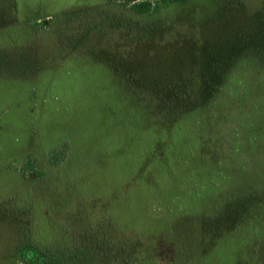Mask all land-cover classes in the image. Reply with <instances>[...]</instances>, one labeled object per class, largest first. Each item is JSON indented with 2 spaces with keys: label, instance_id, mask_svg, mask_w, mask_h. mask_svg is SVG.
Returning <instances> with one entry per match:
<instances>
[{
  "label": "rangeland",
  "instance_id": "374dc122",
  "mask_svg": "<svg viewBox=\"0 0 264 264\" xmlns=\"http://www.w3.org/2000/svg\"><path fill=\"white\" fill-rule=\"evenodd\" d=\"M139 2L0 0V264H264V0Z\"/></svg>",
  "mask_w": 264,
  "mask_h": 264
},
{
  "label": "trees",
  "instance_id": "16d2710c",
  "mask_svg": "<svg viewBox=\"0 0 264 264\" xmlns=\"http://www.w3.org/2000/svg\"><path fill=\"white\" fill-rule=\"evenodd\" d=\"M126 3L132 4L131 5V10L140 15V14H147L151 12V4L146 3V2H139L136 3L138 0H125ZM163 4L167 3H185L186 0H161ZM68 146L65 145L64 148L53 151L50 156H49V163L52 166H56L60 164L65 159L66 156V151H67ZM28 165L30 167H35L36 161L29 159ZM40 173H38V176ZM42 253L39 251V249L36 246H33L31 244H26L23 245L22 247H19L17 250V256L20 258L21 262L23 264H36L38 261L41 259Z\"/></svg>",
  "mask_w": 264,
  "mask_h": 264
}]
</instances>
